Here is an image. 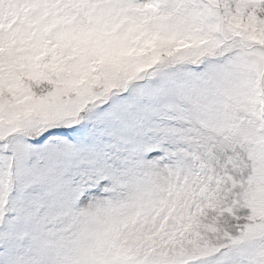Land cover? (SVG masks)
Returning a JSON list of instances; mask_svg holds the SVG:
<instances>
[{
  "label": "snow or ice",
  "instance_id": "1",
  "mask_svg": "<svg viewBox=\"0 0 264 264\" xmlns=\"http://www.w3.org/2000/svg\"><path fill=\"white\" fill-rule=\"evenodd\" d=\"M0 264H264V0H0Z\"/></svg>",
  "mask_w": 264,
  "mask_h": 264
}]
</instances>
